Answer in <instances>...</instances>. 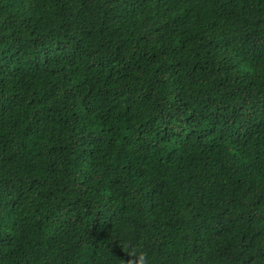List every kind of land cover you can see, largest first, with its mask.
<instances>
[{
  "label": "trees",
  "instance_id": "obj_1",
  "mask_svg": "<svg viewBox=\"0 0 264 264\" xmlns=\"http://www.w3.org/2000/svg\"><path fill=\"white\" fill-rule=\"evenodd\" d=\"M0 264H264V0H0Z\"/></svg>",
  "mask_w": 264,
  "mask_h": 264
}]
</instances>
